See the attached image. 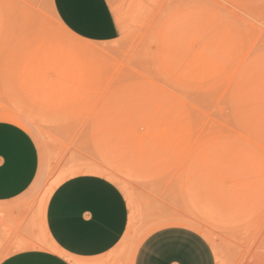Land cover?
<instances>
[{
  "label": "rangeland",
  "instance_id": "rangeland-1",
  "mask_svg": "<svg viewBox=\"0 0 264 264\" xmlns=\"http://www.w3.org/2000/svg\"><path fill=\"white\" fill-rule=\"evenodd\" d=\"M111 1L121 36L97 44L51 0H0V125L41 153L22 209L41 216L62 183L98 175L130 205L116 258L183 225L219 264H264V0Z\"/></svg>",
  "mask_w": 264,
  "mask_h": 264
},
{
  "label": "crops",
  "instance_id": "crops-1",
  "mask_svg": "<svg viewBox=\"0 0 264 264\" xmlns=\"http://www.w3.org/2000/svg\"><path fill=\"white\" fill-rule=\"evenodd\" d=\"M51 2L61 25L76 38L97 44L120 38L111 0ZM40 170L34 138L20 127L0 125V220L6 223L0 228V264H219L210 242L183 225L160 228L131 257L116 258L130 229L131 210L121 188L102 176L65 181L41 216L26 215L22 208L32 203L28 195ZM43 235L53 250L42 246Z\"/></svg>",
  "mask_w": 264,
  "mask_h": 264
},
{
  "label": "bare ground",
  "instance_id": "bare-ground-1",
  "mask_svg": "<svg viewBox=\"0 0 264 264\" xmlns=\"http://www.w3.org/2000/svg\"><path fill=\"white\" fill-rule=\"evenodd\" d=\"M97 173V172H96ZM189 222V221H188ZM185 224V223H184ZM188 225V224H187Z\"/></svg>",
  "mask_w": 264,
  "mask_h": 264
},
{
  "label": "snow or ice",
  "instance_id": "snow-or-ice-1",
  "mask_svg": "<svg viewBox=\"0 0 264 264\" xmlns=\"http://www.w3.org/2000/svg\"><path fill=\"white\" fill-rule=\"evenodd\" d=\"M152 242H150V244H151Z\"/></svg>",
  "mask_w": 264,
  "mask_h": 264
}]
</instances>
